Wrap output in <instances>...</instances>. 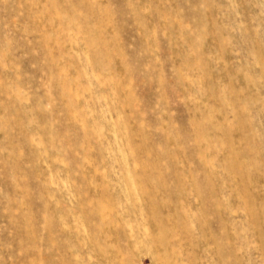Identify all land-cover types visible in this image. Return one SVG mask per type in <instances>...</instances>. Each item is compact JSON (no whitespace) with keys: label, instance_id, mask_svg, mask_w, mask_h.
<instances>
[{"label":"rangeland","instance_id":"374dc122","mask_svg":"<svg viewBox=\"0 0 264 264\" xmlns=\"http://www.w3.org/2000/svg\"><path fill=\"white\" fill-rule=\"evenodd\" d=\"M0 264H264V0H0Z\"/></svg>","mask_w":264,"mask_h":264}]
</instances>
